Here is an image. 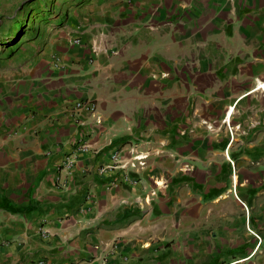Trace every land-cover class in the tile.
I'll return each instance as SVG.
<instances>
[{
  "label": "crops",
  "instance_id": "obj_1",
  "mask_svg": "<svg viewBox=\"0 0 264 264\" xmlns=\"http://www.w3.org/2000/svg\"><path fill=\"white\" fill-rule=\"evenodd\" d=\"M101 1L0 58V264H264V0Z\"/></svg>",
  "mask_w": 264,
  "mask_h": 264
},
{
  "label": "rangeland",
  "instance_id": "obj_2",
  "mask_svg": "<svg viewBox=\"0 0 264 264\" xmlns=\"http://www.w3.org/2000/svg\"><path fill=\"white\" fill-rule=\"evenodd\" d=\"M97 2L99 0H0V58L23 45L44 44L56 35H71V44L76 38L74 35H108L104 16L101 19L90 17Z\"/></svg>",
  "mask_w": 264,
  "mask_h": 264
},
{
  "label": "built area",
  "instance_id": "obj_3",
  "mask_svg": "<svg viewBox=\"0 0 264 264\" xmlns=\"http://www.w3.org/2000/svg\"><path fill=\"white\" fill-rule=\"evenodd\" d=\"M73 44L82 45L83 44V40L81 38H75L73 40ZM56 60H57V62H59V59H56ZM74 110H75L76 113H80L81 111L94 112L96 110V106L91 101L79 100V101L76 102V104L74 106ZM140 158H141L140 156H136L134 158V160L135 161L138 160L140 162L141 161ZM113 159L114 160H119L120 159V153H118V152L115 153L114 156H113ZM72 164H73V162H71V161L68 162V166H72ZM140 164H141V162H140ZM131 165L133 167H136V164L134 162L131 163ZM42 232H43L44 237L47 238L48 237L47 231L46 230H44V231L42 230ZM257 237H258L259 240H261L260 236H257ZM125 259H127V258H125Z\"/></svg>",
  "mask_w": 264,
  "mask_h": 264
},
{
  "label": "bare ground",
  "instance_id": "obj_4",
  "mask_svg": "<svg viewBox=\"0 0 264 264\" xmlns=\"http://www.w3.org/2000/svg\"><path fill=\"white\" fill-rule=\"evenodd\" d=\"M261 87H264V83H261Z\"/></svg>",
  "mask_w": 264,
  "mask_h": 264
}]
</instances>
